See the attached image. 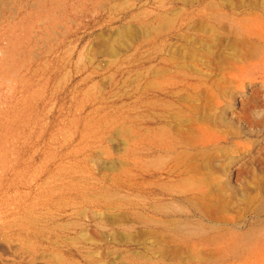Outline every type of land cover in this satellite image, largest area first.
<instances>
[{
	"label": "rangeland",
	"instance_id": "374dc122",
	"mask_svg": "<svg viewBox=\"0 0 264 264\" xmlns=\"http://www.w3.org/2000/svg\"><path fill=\"white\" fill-rule=\"evenodd\" d=\"M0 11V264H264V0Z\"/></svg>",
	"mask_w": 264,
	"mask_h": 264
},
{
	"label": "bare ground",
	"instance_id": "6f19581e",
	"mask_svg": "<svg viewBox=\"0 0 264 264\" xmlns=\"http://www.w3.org/2000/svg\"><path fill=\"white\" fill-rule=\"evenodd\" d=\"M75 2V1H74ZM2 3V2H1ZM31 4V3H30ZM80 6V5H79ZM6 8V7H5ZM14 9V8H13ZM7 10V9H6ZM1 12V11H0ZM14 12H16L15 10H14ZM86 14V13H85ZM1 16V15H0ZM75 17V16H74ZM75 19V18H74ZM72 35V34H71ZM5 43V42H4ZM37 49H38V47H37ZM36 53V52H35ZM64 54V53H63ZM35 56V55H34ZM39 56V55H38ZM34 58V57H33ZM45 78H47V75H46V77ZM42 79V78H41ZM52 80V79H51ZM6 81V80H5ZM8 81V80H7ZM43 81V80H42ZM50 82V81H49ZM9 83V82H8ZM20 84V83H19ZM42 84V83H41ZM8 85V84H7ZM6 87V86H5ZM49 89V88H48ZM9 91V90H8ZM4 95V94H3ZM16 95V94H15ZM17 97V96H16ZM1 99V98H0ZM19 100H20V98H19ZM3 103V102H2ZM14 105V104H13ZM18 108V107H17ZM6 109V108H5ZM21 109V108H20ZM19 110V109H18ZM19 114H20V112H19ZM19 114H18V116H19ZM9 118H10V114H9ZM13 118H15V117H13ZM18 118V117H17ZM26 118V117H25ZM29 118V117H28ZM22 119H24V118H22ZM15 120H17V119H15ZM11 122V121H10ZM13 123V122H12ZM10 127V126H9ZM4 129V128H3ZM8 132V131H7ZM5 133V132H4ZM13 135V134H12ZM3 140H4V138H3ZM3 143V142H2ZM4 144V143H3ZM4 146V145H3ZM1 165V164H0Z\"/></svg>",
	"mask_w": 264,
	"mask_h": 264
}]
</instances>
